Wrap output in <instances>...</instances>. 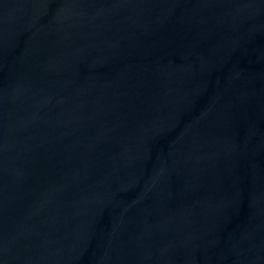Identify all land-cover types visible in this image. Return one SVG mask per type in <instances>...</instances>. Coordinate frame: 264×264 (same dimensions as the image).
Returning a JSON list of instances; mask_svg holds the SVG:
<instances>
[{
  "label": "water",
  "instance_id": "obj_1",
  "mask_svg": "<svg viewBox=\"0 0 264 264\" xmlns=\"http://www.w3.org/2000/svg\"><path fill=\"white\" fill-rule=\"evenodd\" d=\"M0 264H264V0H0Z\"/></svg>",
  "mask_w": 264,
  "mask_h": 264
}]
</instances>
